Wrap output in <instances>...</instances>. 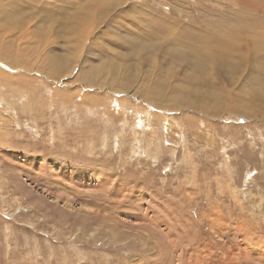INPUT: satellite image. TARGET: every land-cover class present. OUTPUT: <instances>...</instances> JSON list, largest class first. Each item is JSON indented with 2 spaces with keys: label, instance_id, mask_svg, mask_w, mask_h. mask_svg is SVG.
Segmentation results:
<instances>
[{
  "label": "rangeland",
  "instance_id": "obj_1",
  "mask_svg": "<svg viewBox=\"0 0 264 264\" xmlns=\"http://www.w3.org/2000/svg\"><path fill=\"white\" fill-rule=\"evenodd\" d=\"M92 1L0 0V264H264V0Z\"/></svg>",
  "mask_w": 264,
  "mask_h": 264
},
{
  "label": "bare ground",
  "instance_id": "obj_2",
  "mask_svg": "<svg viewBox=\"0 0 264 264\" xmlns=\"http://www.w3.org/2000/svg\"><path fill=\"white\" fill-rule=\"evenodd\" d=\"M92 1V0H91ZM93 2V1H92ZM96 2V1H95ZM95 2H93L92 4H94ZM97 3H98V1H97ZM100 3V2H99ZM5 4V3H4ZM6 4H8V3H6ZM60 4V3H59ZM91 4V5H92ZM9 5V4H8ZM17 5H19V4H17ZM21 5V4H20ZM71 5V4H70ZM88 5V4H87ZM94 6V5H93ZM65 7V6H64ZM92 7V6H91ZM50 8V7H49ZM51 9V8H50ZM90 9V8H89ZM48 10V9H47ZM52 17V16H51ZM1 19V18H0ZM11 25H10V23H5V24H1L0 25V27H2L3 29H8L9 27H10ZM8 31V30H7ZM10 37V36H9ZM200 39L201 40H205L204 41V47L203 48H200V49H198V52L202 55V56H204L205 58H207V59H214V58H212V55L214 56V53H212L211 51V53L209 54V53H207V55L208 56H206V54H205V52L204 51H207L209 48H210V45H212V41H209V39H208V37L206 36V33H204V35L202 36V37H200ZM198 43V42H197ZM214 44H215V42H213ZM216 43H217V41H216ZM223 43V42H222ZM221 43V44H222ZM221 44H219V42H218V44H215V46L214 47H216V45H221ZM220 48V47H219ZM210 50V49H209ZM246 50H248L249 51V49H246ZM1 51V50H0ZM219 51V50H218ZM238 51H239V49H238ZM1 53V52H0ZM219 55H223V54H219ZM215 57V56H214ZM221 57V56H220ZM242 57L243 56H241V59H242ZM0 59H2V57L0 56ZM9 59H11V57L9 58ZM19 62V61H18ZM262 79H264V76L262 77ZM264 89V88H263ZM261 96L263 97V93L261 92ZM52 165H56V166H54V167H57V169L61 172V171H63V170H65V164L64 163H61V162H56V161H52ZM70 169H71V171H70ZM69 169V171H67V174L65 173V177L66 178H69V179H74V180H77L78 178H76V177H80L81 176V173H79L78 171H76V170H74L73 171V168H70ZM77 169V168H76ZM75 173V174H74ZM68 180V179H67ZM66 185V184H65ZM61 192V191H60ZM52 195V194H51ZM72 195V194H71ZM256 255V254H255ZM259 257V256H258Z\"/></svg>",
  "mask_w": 264,
  "mask_h": 264
}]
</instances>
